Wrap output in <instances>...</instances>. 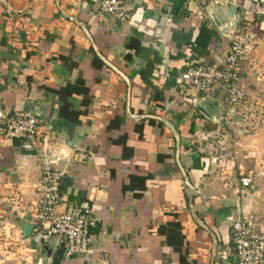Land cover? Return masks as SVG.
I'll return each instance as SVG.
<instances>
[{"label":"crops","instance_id":"0c3cea01","mask_svg":"<svg viewBox=\"0 0 264 264\" xmlns=\"http://www.w3.org/2000/svg\"><path fill=\"white\" fill-rule=\"evenodd\" d=\"M136 1L120 22L102 0H0V111L32 113L40 136L37 148L0 139V264H47L44 249L61 242L31 222L45 166L63 174L58 211L97 218L92 255L60 264H237L233 222L253 217L264 233L262 74L249 58L240 87L255 130L216 163L192 138L214 128L206 112L216 105L219 118L224 87L197 95L203 111L178 94L188 66L230 46L211 17L261 27L264 0Z\"/></svg>","mask_w":264,"mask_h":264},{"label":"built area","instance_id":"2783aa9c","mask_svg":"<svg viewBox=\"0 0 264 264\" xmlns=\"http://www.w3.org/2000/svg\"><path fill=\"white\" fill-rule=\"evenodd\" d=\"M136 0H102L99 12L120 22L127 21V4ZM250 34L242 25L231 32L230 46L221 58L212 64L190 65L180 76L179 95L194 93L189 101L196 107L197 95L209 97L218 85L225 89L223 101L218 105L219 118L211 130L197 131L192 143L199 148L211 163L224 159L237 141L252 134L255 128L247 124L250 107L247 96L240 87L244 65L251 51ZM24 82H20L23 85ZM0 139H25L33 148L39 145L37 119L30 112L16 111L12 115L0 111ZM63 174L45 166L37 186L39 201L32 215L34 232L44 238H57L65 252L76 257H86L93 253L89 244V230L96 226L97 218L88 208L67 206L58 211L60 183ZM253 177H242L241 188L248 187ZM187 187L189 185L187 184ZM255 219L250 216L238 218L232 224L231 236L237 264H264V233L254 231Z\"/></svg>","mask_w":264,"mask_h":264},{"label":"water","instance_id":"95a60500","mask_svg":"<svg viewBox=\"0 0 264 264\" xmlns=\"http://www.w3.org/2000/svg\"><path fill=\"white\" fill-rule=\"evenodd\" d=\"M235 11H236V6L231 5L230 9H229V17H232L233 14L235 15ZM216 25V27L218 28V30L222 33V35L228 39L231 40V32L239 25L240 20L239 17L236 16L235 20L228 24V25H220L219 22H217V20L213 17H211ZM216 105H214L213 107L210 106L209 111L206 112V117L215 122L216 121ZM196 108L200 109L203 111L204 105L203 102H198L196 105ZM45 251V259L47 261V264H60L65 252V248H64V244L62 242L58 243L55 248L52 249H44Z\"/></svg>","mask_w":264,"mask_h":264},{"label":"rangeland","instance_id":"374dc122","mask_svg":"<svg viewBox=\"0 0 264 264\" xmlns=\"http://www.w3.org/2000/svg\"><path fill=\"white\" fill-rule=\"evenodd\" d=\"M242 28L246 29V25L242 24ZM246 30L249 32L250 37H251V40H250L251 51H250V54L248 56L247 63L249 61V58H250V61H251V59L253 60L252 64L257 66V70H256L257 73L260 72L262 74V77L256 78V79H259L257 81L260 82L261 79L264 78V75H263L264 70H262V69H264V26L247 27ZM253 53H255L254 57L251 58Z\"/></svg>","mask_w":264,"mask_h":264},{"label":"trees","instance_id":"16d2710c","mask_svg":"<svg viewBox=\"0 0 264 264\" xmlns=\"http://www.w3.org/2000/svg\"><path fill=\"white\" fill-rule=\"evenodd\" d=\"M77 84L83 85V82L82 81H79ZM76 90H77V86L76 87L74 86L72 88V90L67 87V88L61 90L60 93H63L64 94V93H67V91H68V93H72V92H76Z\"/></svg>","mask_w":264,"mask_h":264}]
</instances>
